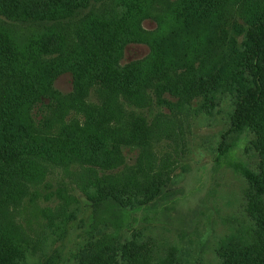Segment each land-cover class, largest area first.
I'll use <instances>...</instances> for the list:
<instances>
[{
    "label": "trees",
    "instance_id": "1",
    "mask_svg": "<svg viewBox=\"0 0 264 264\" xmlns=\"http://www.w3.org/2000/svg\"><path fill=\"white\" fill-rule=\"evenodd\" d=\"M94 2L0 0V264H25L27 246L15 235V212L54 169L74 166L86 171L96 205L112 202L135 211L153 202L169 179L168 172L149 158L162 133L156 129L159 124H146L133 111L147 106L151 97L157 106L169 108L165 94L176 97L177 103L201 99L204 103L224 87L236 95L228 133H252L259 164L257 172L239 162L227 165L251 187L246 211L252 228L243 239L224 240L216 264H264V0H173L169 3L176 5L173 20H184L183 27L169 32L162 58L154 63L150 59L162 43L130 38L125 34L131 25L128 19L111 18L105 26L94 18L93 10L105 13ZM230 4L236 19L246 23L244 44L239 46L244 50L232 43L231 53L220 59L224 64L234 58L236 65L225 81L219 79L221 70L198 73L201 62L195 63L200 68L194 61L188 63L187 54L180 53V47L176 50V41L180 35L179 42L189 49L190 36L202 29L196 18L217 15L225 20L223 9ZM209 21L219 32L226 29L224 21ZM20 28L26 30L24 39L17 37ZM139 43L149 47L148 56L121 66L124 48ZM167 51L170 55L173 51L178 64L172 60L170 65ZM67 72L72 75L73 90L63 94L54 82ZM93 87H97L100 106L89 99ZM227 150L221 142L216 158ZM127 151L135 153L131 164L126 162ZM146 157L149 165L143 160ZM124 169H128L127 177L120 172ZM77 264L180 263L172 253L156 260L147 244H121L103 235L80 249Z\"/></svg>",
    "mask_w": 264,
    "mask_h": 264
},
{
    "label": "rangeland",
    "instance_id": "2",
    "mask_svg": "<svg viewBox=\"0 0 264 264\" xmlns=\"http://www.w3.org/2000/svg\"><path fill=\"white\" fill-rule=\"evenodd\" d=\"M172 1L95 0L94 6L105 13L93 10V14H97L94 18L100 19L105 26L111 23V18L128 19L127 24L131 25H127L129 29L125 34L130 38L162 43L157 55L150 59L154 63L162 58L160 52L164 50L162 47L168 41L169 32L180 31L183 27L184 20H173L172 10L176 5H169ZM233 8L230 4L223 9L225 20L217 15H209L206 20L197 17L202 29L190 36L189 49L179 42V35L176 50L180 47V53L187 54L185 60L188 63L201 62L202 69L198 73H203V69L214 74L221 70L219 79L226 81L229 71L235 70L234 58L231 62H220L222 56L231 53L232 43L237 49L244 50L239 46L244 44L242 29L246 22L236 19ZM210 18L224 21L226 29L219 32L216 25L210 26ZM192 21L190 24L194 25L195 19ZM16 30L19 39L26 38V30ZM148 54L146 44H128L120 65L144 60ZM172 54L173 51L171 55L167 51L170 65L172 60L177 63ZM195 67L200 68L198 64ZM84 81H87L85 77ZM54 87L63 94L70 93L73 90L72 75L67 72L58 76ZM96 91L97 87L91 88L89 99L100 106ZM163 97L170 104L169 108L157 106L151 97L147 106L132 113L143 117L146 124L153 125V122L160 126L156 129L162 134L153 144L149 158L155 159L159 170L168 172L169 179L161 194L143 209L135 211L119 208L112 202L96 205L92 201L86 171L74 166L52 170L40 186L27 194L21 208L15 212V235L27 246L25 264H77L80 249L103 235L112 236L121 244H147L156 260L165 259L172 253L180 264H216L217 251L224 240L230 237L243 239L250 233L252 222L246 204L251 187L227 165L239 162L257 172L259 154L252 146L255 139L252 133H228L236 95L224 87L216 90L204 103L202 99L188 104L177 103L173 95ZM60 114L55 118L59 119ZM221 142L228 150L218 159L217 149ZM134 156V151L125 152L126 162L131 164ZM143 160L149 165L147 157ZM127 171L120 172L127 177Z\"/></svg>",
    "mask_w": 264,
    "mask_h": 264
}]
</instances>
